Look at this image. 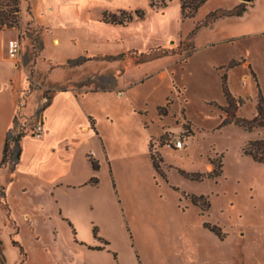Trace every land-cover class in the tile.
Masks as SVG:
<instances>
[{"label": "rangeland", "instance_id": "rangeland-1", "mask_svg": "<svg viewBox=\"0 0 264 264\" xmlns=\"http://www.w3.org/2000/svg\"><path fill=\"white\" fill-rule=\"evenodd\" d=\"M46 1L21 0L19 26L6 29L10 39L21 41L16 133L33 134L56 91L71 88L83 95L119 88L125 72L141 64L140 74L147 76L120 102L98 103L102 139H91L89 146L101 160L93 173L99 183L68 198L74 221L59 218L56 204L44 206L46 215L40 212L30 182L6 186L9 209L0 204V221L18 225L8 223L1 233L8 264H264V164L243 152L248 140L264 138V127L221 125L222 111L211 104H227L219 102L226 74L230 92L243 101L236 114L257 115L259 90L264 97V0H208L186 19L182 0H88L87 20L61 29L49 27L54 25ZM254 1L243 18L221 17L217 26L191 33L211 11L240 3L249 8ZM139 9L145 18L126 25L103 19L104 12ZM150 52L152 60L141 62L142 53ZM80 55L89 59L69 67L68 58ZM3 65L0 78L9 62ZM133 108H143L144 116ZM107 112L115 116L112 125ZM179 139L182 147L175 144ZM12 147L15 161L14 142ZM77 168L86 171L81 162ZM214 169L221 173L206 176ZM0 180L6 185V177ZM194 196L204 200L195 203Z\"/></svg>", "mask_w": 264, "mask_h": 264}, {"label": "crops", "instance_id": "crops-1", "mask_svg": "<svg viewBox=\"0 0 264 264\" xmlns=\"http://www.w3.org/2000/svg\"><path fill=\"white\" fill-rule=\"evenodd\" d=\"M47 1L45 8L50 7L47 16L53 21L52 24L54 25V27L49 26L51 28L61 29L63 25L71 21L84 23L87 20L84 3H87L88 0H75L70 5H63L64 0ZM255 1L253 6H250L243 15L231 17L236 19L243 18L244 15L250 13L251 9L255 7ZM34 19L32 18V20ZM216 22L210 26H217ZM10 37L11 31L0 29V71H3L1 69L5 67L3 62H9L6 74L0 78V162L3 158L4 146L9 130L13 128L11 135L14 136L17 134L16 126L14 128V120L18 105L17 91L21 85L20 69L19 66H16L18 63L8 55V41ZM230 39H238V37H232ZM56 44H58L57 41ZM54 46L60 48L63 45ZM47 54L49 59L55 60L53 54ZM70 59L74 58H68V61ZM150 60L152 59L149 58L141 62L145 63ZM39 64H41V68L44 70H47L49 66L44 62H39ZM143 66L144 64L131 67L125 72L120 79L119 88H122V91L119 90L116 84L110 88L99 87L94 89L93 92L83 95H80L75 89H63L47 97L48 101L42 107V117L40 120L44 126L42 135L40 137L34 135L35 130H33V134H27L26 132L20 141L19 159H15V161L10 160L0 167V179L3 176L7 178L6 185L0 180V187L3 191V196L0 194L1 206L6 210L7 208L9 209V203L7 202L8 190H6V186L9 188L13 183H19L20 181L30 182V187L37 190L38 204L35 203L34 205L40 209V212L45 213L43 210L44 206H54L56 204L57 210L59 211V218L66 217L74 221L73 214L66 206L68 198L87 185L94 186L89 181L92 177L96 176L93 173H97L102 168L101 160L97 155L92 153V149L89 146L90 140L99 136L97 125L100 119L96 115L98 103L104 99H112L120 102L125 95L129 94L128 91L130 89L146 78L147 72L140 74ZM222 95L219 102L223 103L226 102V98L223 92ZM38 104L39 102H34V105L37 106ZM141 109L135 112V108H133L131 112L144 116L140 111ZM105 120L112 125L116 119L111 112H107L105 114ZM142 120L143 118H140L141 124L143 123ZM99 138L102 139L101 136ZM104 149L107 154L105 146ZM90 157L99 162V170L93 169ZM107 161L110 163L108 155ZM79 162L83 164L86 171L83 170L81 172L78 170L77 166ZM24 189L27 188L24 187ZM9 215L10 212L8 213ZM24 215L30 224L33 221V215L28 212ZM12 222H7L6 218L0 221V235L3 229L7 228L8 223L13 228L18 226L16 221ZM121 263L125 264L122 259Z\"/></svg>", "mask_w": 264, "mask_h": 264}, {"label": "trees", "instance_id": "trees-1", "mask_svg": "<svg viewBox=\"0 0 264 264\" xmlns=\"http://www.w3.org/2000/svg\"><path fill=\"white\" fill-rule=\"evenodd\" d=\"M207 1L208 0H182L181 10H182L183 18L186 19V18L194 17L196 13L198 12V10ZM151 5L153 7L154 6L159 7V5L155 3L154 1H152ZM247 10H248V6L246 5V3H240L232 9H220L219 8L214 11H211L207 15L205 21H203L200 24H197L195 28L191 31V33L196 34V32L202 26H208L221 17L241 16ZM145 15H146L145 11L140 10V9L136 10L135 12H130V13H127L125 11H121L120 13L104 12L103 19L105 22H110V23L118 24V25H126L127 23L133 21L135 18H139V19L145 18ZM20 21H21V0H0V29H8L14 26H19ZM151 54L152 52L142 53V56L145 57L142 60L143 61L147 60L148 58H150L149 56ZM88 59L89 58L87 57L80 56L78 58L70 59L67 64L69 67L78 66V65L85 63ZM222 82H223V92L226 97L227 104L222 106V105H217L216 102L211 103L217 106L222 111L221 125L234 123L244 128L245 130H249V131L257 127H264V97L261 93V90H259L257 115L252 119L244 118L236 114L239 105H241L243 101H241V99H236L230 92L228 84H227L226 74L222 76ZM18 114H19V105H18V109L15 115L14 128L17 124ZM12 132H13V128L9 130L7 134V139H6L5 146H4L3 158H2V161L0 162V167H2L4 164L10 161L11 157L13 156L14 149L12 147V142H14L16 146V150H15L16 159H19L20 157V141L25 136L26 131L23 129L14 136L11 135ZM243 152L245 155L251 157L255 162L264 164V138L248 140L243 147ZM90 161L92 163L93 169L99 170L100 168L99 162L92 157H90ZM220 173L221 171H217L216 169H214L212 172L208 173L206 176L213 177ZM202 177H203L202 174H198L196 176L197 179H201ZM89 183L93 185H97L99 183L98 177L96 176L92 177ZM199 198L201 200H204L203 196L201 197L194 196L193 197L194 202L198 203ZM204 202H207V201H204ZM205 225L210 227L213 231L219 230L217 226H211L209 224H205ZM13 243L15 245H19L17 241H13ZM21 251H22V254L26 255L23 247H21ZM0 264H7V258L3 250V240H2L1 235H0Z\"/></svg>", "mask_w": 264, "mask_h": 264}, {"label": "built area", "instance_id": "built-area-1", "mask_svg": "<svg viewBox=\"0 0 264 264\" xmlns=\"http://www.w3.org/2000/svg\"><path fill=\"white\" fill-rule=\"evenodd\" d=\"M21 52V41L19 36H15L14 38L9 39L8 41V55L11 59L16 60ZM44 126L42 122H38L35 126L34 135L37 137H40L43 133ZM177 147H182L184 145V142L179 139L176 141Z\"/></svg>", "mask_w": 264, "mask_h": 264}, {"label": "water", "instance_id": "water-1", "mask_svg": "<svg viewBox=\"0 0 264 264\" xmlns=\"http://www.w3.org/2000/svg\"><path fill=\"white\" fill-rule=\"evenodd\" d=\"M245 1H252V0H245Z\"/></svg>", "mask_w": 264, "mask_h": 264}]
</instances>
